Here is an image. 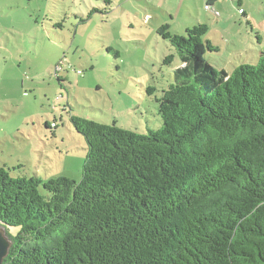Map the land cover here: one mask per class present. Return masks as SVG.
<instances>
[{
    "label": "trees",
    "instance_id": "trees-1",
    "mask_svg": "<svg viewBox=\"0 0 264 264\" xmlns=\"http://www.w3.org/2000/svg\"><path fill=\"white\" fill-rule=\"evenodd\" d=\"M208 31L160 29L181 62L161 129L72 117L88 146L80 182L0 168L3 264H264V48L228 73L206 58L219 52Z\"/></svg>",
    "mask_w": 264,
    "mask_h": 264
},
{
    "label": "rangeland",
    "instance_id": "rangeland-1",
    "mask_svg": "<svg viewBox=\"0 0 264 264\" xmlns=\"http://www.w3.org/2000/svg\"><path fill=\"white\" fill-rule=\"evenodd\" d=\"M0 0V168L13 178L80 182L88 146L72 117L148 135L181 66L160 34L209 27L216 68L255 65L264 0ZM174 56L172 65L164 64ZM154 89L149 92V89ZM43 194L45 192L41 190ZM7 237L8 230L0 225ZM9 232L16 234L14 229Z\"/></svg>",
    "mask_w": 264,
    "mask_h": 264
},
{
    "label": "water",
    "instance_id": "water-1",
    "mask_svg": "<svg viewBox=\"0 0 264 264\" xmlns=\"http://www.w3.org/2000/svg\"><path fill=\"white\" fill-rule=\"evenodd\" d=\"M10 246V241L0 232V264H3V261L8 256Z\"/></svg>",
    "mask_w": 264,
    "mask_h": 264
}]
</instances>
